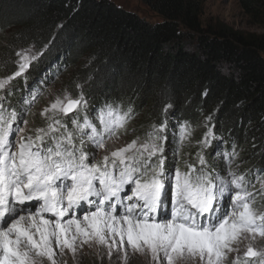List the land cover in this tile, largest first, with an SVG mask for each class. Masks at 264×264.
Masks as SVG:
<instances>
[{
    "label": "snow or ice",
    "instance_id": "snow-or-ice-1",
    "mask_svg": "<svg viewBox=\"0 0 264 264\" xmlns=\"http://www.w3.org/2000/svg\"><path fill=\"white\" fill-rule=\"evenodd\" d=\"M42 55L31 49L16 52L17 70L0 78V264H43V258L58 264L65 250L75 257L84 246L98 255L106 249L109 258L115 253L124 264L136 255L150 257L151 264H226L231 253L237 254L232 264H253L255 258L264 264V248L253 244L257 236L264 238V211L253 206L255 195L249 191L255 185L247 174L234 171L230 160L226 173L223 168L207 171L200 153L199 172L188 162L186 170L178 162L174 172L166 169L161 135L166 123L153 125L143 139L110 146L122 131L127 134L131 109L122 113L106 104L98 125L87 114L83 123L72 120L79 134L74 137L57 114L66 117L87 107L77 84L78 97L65 90L40 113L46 128L17 141L20 124L27 121L23 109L4 106L7 94L13 91L12 80ZM35 99L22 101L31 105ZM188 135L185 126L181 145ZM209 135L211 129L202 144ZM96 150L104 151L99 161ZM256 179L264 189V178L258 174ZM243 240L248 246L241 257Z\"/></svg>",
    "mask_w": 264,
    "mask_h": 264
},
{
    "label": "trees",
    "instance_id": "trees-1",
    "mask_svg": "<svg viewBox=\"0 0 264 264\" xmlns=\"http://www.w3.org/2000/svg\"><path fill=\"white\" fill-rule=\"evenodd\" d=\"M142 1L159 20L149 22L113 0H0V77L17 70L16 52L33 46L44 54L28 72L29 88L63 66L64 89L78 97L81 85L86 108L131 109V119L140 117L135 131L141 137L166 123V148L185 126L196 145L211 116L206 125L215 142L203 152L206 170L219 168V150H213L219 145L264 178V0H236L262 28L258 34L203 26V0ZM22 97L16 83L5 106L17 108ZM86 108L67 116L72 130L73 119L83 123L90 116ZM194 154L187 162L199 172Z\"/></svg>",
    "mask_w": 264,
    "mask_h": 264
},
{
    "label": "rangeland",
    "instance_id": "rangeland-1",
    "mask_svg": "<svg viewBox=\"0 0 264 264\" xmlns=\"http://www.w3.org/2000/svg\"><path fill=\"white\" fill-rule=\"evenodd\" d=\"M118 6H121L122 8H125L126 10H130L133 12H136L141 17H144L149 22H155L159 20V16L151 10L142 0H113ZM200 20L203 26H211L214 27H227L236 31L244 32V33H261L262 28L254 23L249 22L248 18L243 14L241 9L239 8L236 0H203L201 5V13H200ZM24 49H31L32 53H38L41 52L39 50H36L33 46H29ZM20 51V50H19ZM44 54V53H43ZM42 57V56H41ZM40 57V58H41ZM40 58L36 61H32L30 68L33 64L37 65ZM60 67L59 71L56 74L47 75L43 78V81L37 83V86H32L29 88L27 79H28V72L31 70L30 68L21 76L16 77L11 82V89L14 91L16 88V83H20L22 87V94L23 97L26 100H32V96L35 95L36 99L35 101L29 105L27 102H22L21 105L18 104L17 110L23 109V120L27 121L26 124L21 122L20 127L23 128V132L20 134H15V139L18 141L20 139V136H35V129L38 127H47L48 121L45 119V117L41 116L40 113L45 109V107L49 106L51 102H53L56 98V95L63 96L65 93V87L62 85L64 84V79L66 77V70L67 68ZM69 73H67L68 75ZM1 78V77H0ZM3 93H0L2 95ZM8 95V94H7ZM26 95V96H24ZM74 97V96H73ZM7 103V102H6ZM5 106V105H4ZM7 108V106H5ZM89 108V107H88ZM88 108L85 110L88 112ZM83 109L81 107L79 110ZM90 110V116L89 118L91 120L95 119L97 120V111L95 108H89ZM74 113V112H73ZM71 113V114H73ZM51 113H49L50 115ZM70 113L68 114L71 115ZM57 118L63 120L66 122L68 130L71 131L74 135V137H78V131L77 129L74 131L72 130L70 120H67V116L65 117L63 114H57ZM82 122L84 121V117L81 118ZM94 122V120H93ZM208 121L202 122V125H204V130L206 129V132H208L210 128V124L206 125ZM140 123V117L139 118H133L128 120L127 123V134H123V131L121 132V139L118 141H109V145L115 144L116 146H120L124 143L130 142L136 137H140L141 139L145 137L138 136L137 132L135 131L137 128V125L139 127ZM204 123V124H203ZM151 129V128H149ZM203 130L201 139L197 140L196 145L193 146L194 136L188 135L187 139L183 141V144L181 145L180 142V136L181 133L178 134L179 141L177 140H170L168 139V142L170 143V146L166 148L165 145V168L168 167L173 168V172L175 169V166L178 162V158L181 159L182 166H180L181 170H184L185 162L188 160L191 161L192 154H195L197 160H199L197 154L200 153L203 156V152L206 148L209 147L207 144H202L201 142L205 140V133ZM85 131H89L88 129H85ZM182 131V130H181ZM180 131V132H181ZM201 131V130H200ZM34 132V133H33ZM61 132L63 130L61 129ZM202 132V131H201ZM34 135H33V134ZM60 133H55V135L59 136ZM214 135L211 130V135L207 137V140L211 142L214 139ZM50 142V141H49ZM76 145L77 147L80 146V140L79 138L76 139ZM217 144V143H216ZM189 146V147H188ZM85 150H89V145L87 142L84 145ZM219 150L218 156L219 158V168H223L225 170V173L227 172V167L229 160L231 161V167L234 171L237 173H241V171L245 170V174H247L248 179L252 181V183L255 185L254 187H250L249 191L252 192L255 195V200L253 206L259 210L264 211V189H261L260 183L257 182V175L258 173L252 171V169H247L246 167H243V161L239 159V156L236 153L228 152V154H232L231 156L226 155L224 152V149H219V145H214V152ZM178 150V151H177ZM174 151L176 152V155H174ZM104 155L103 150H96V159L99 161L102 159ZM194 159V158H193ZM196 160V159H194ZM193 160V161H194ZM253 168V166H252ZM263 173H260L259 176L261 178ZM231 204V201L229 200V205ZM230 210V208H229ZM253 244L256 248H264V238L257 236L255 240L253 241ZM248 246V241L243 240L240 244V255L243 257V252L246 250ZM237 254L231 253L229 255V259L226 261V264H232V260L235 258ZM58 264H124V261L117 255L113 254L111 258L107 255V250H104L103 255H98L97 250L95 248L89 249L87 246H84L83 248L78 249L75 257L73 254L67 250H65L64 255H60L57 257ZM43 264H50L49 261H47L46 258H43ZM129 264H151L150 257L145 260L144 257L140 255H136L134 257L130 258ZM164 264H167L166 260L164 261ZM253 264H259V258L253 259Z\"/></svg>",
    "mask_w": 264,
    "mask_h": 264
}]
</instances>
